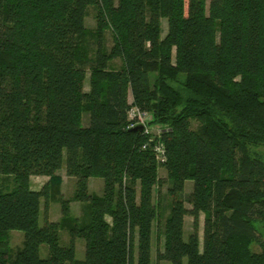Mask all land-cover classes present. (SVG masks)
Instances as JSON below:
<instances>
[{"label": "trees", "instance_id": "trees-1", "mask_svg": "<svg viewBox=\"0 0 264 264\" xmlns=\"http://www.w3.org/2000/svg\"><path fill=\"white\" fill-rule=\"evenodd\" d=\"M131 104L166 126L163 163L127 127ZM62 165L76 179L72 198L60 196V219L39 225ZM33 175L48 180L34 189ZM91 177L101 194L88 190ZM71 200L85 203L84 220ZM165 210L156 262L264 264V245L252 250L264 220V0H0V264H152ZM13 229L24 235L15 250Z\"/></svg>", "mask_w": 264, "mask_h": 264}, {"label": "rangeland", "instance_id": "rangeland-1", "mask_svg": "<svg viewBox=\"0 0 264 264\" xmlns=\"http://www.w3.org/2000/svg\"><path fill=\"white\" fill-rule=\"evenodd\" d=\"M94 13L95 9L92 6H89L87 8V13L85 17V26L88 27L89 29H94L95 27V18H94ZM166 32V21L165 19H161V36L163 37ZM113 43V37L112 33L109 29H106L105 32L103 33V47H105L107 50L112 46ZM113 64L118 67L120 64V59L116 58L113 60ZM88 74L89 72L87 71L86 73V79L84 81V90H88ZM128 102H132V97L131 94H128ZM128 118V115H127ZM128 120V119H127ZM86 123V122H84ZM152 131L155 133V128L157 126H160L161 128H166L164 125L152 123ZM55 174L59 175L60 177V183L58 186L59 193L56 194L54 198L48 197L47 199V207L44 209V202L41 201V212L38 217V224L42 225L44 223L45 217L48 218V220L51 221H56L57 219H60L62 212H61V205L60 202L57 200L60 196L63 199H71L72 194L75 188V182L76 179L73 176H69L66 174L65 168L62 165L59 169L55 171ZM158 175L161 179H165V170L163 168L158 169ZM48 180V176L46 175H33L31 176V188H38L40 187L45 180ZM89 180V179H88ZM102 181L100 177H95L91 180L89 183L88 181V190L90 192H94L96 194H101L102 192V186L101 183L99 182ZM157 188V190H160V196H159V203L161 207H164V205L167 203L168 199L166 197V189L168 187V182L166 180L163 181V183ZM192 187V181H187L185 183V188L184 192L187 193L190 191ZM156 198V195H154V199ZM187 207L190 205L185 203ZM69 213L73 217H77L78 220H84L87 216L86 208H85V203L84 202H79L76 200H71L69 202ZM167 210L163 212V215L161 216V221L159 228L156 226L155 222L153 223V232H152V237H151V261L152 264H163L162 262H155L156 261V250L159 249L161 245V241L163 240L162 237V225H163V219L164 216L166 215ZM108 218V217H106ZM192 216L190 215H185L184 216V224H183V238L186 239L188 236V233L191 232L192 230ZM198 236L200 241L202 240V227H203V214L200 213L198 217ZM256 229H257V241L252 244V250L254 252H259L262 249V245H264V220L261 222H256ZM158 228V229H157ZM159 230V231H157ZM161 230V232H160ZM23 232L21 230L13 229L9 230L7 234L9 246L11 247L12 250H15L17 247H19L22 244L23 241ZM77 241L81 245V241L84 242V239L78 238ZM60 242L62 244H68L69 243V235L65 230L60 231ZM39 254L41 257H45L47 254V246L45 244H41L39 247ZM83 256V252L77 250L75 251V257L76 258H81ZM166 264H170L168 261H165ZM185 264V261L183 262Z\"/></svg>", "mask_w": 264, "mask_h": 264}, {"label": "built area", "instance_id": "built-area-1", "mask_svg": "<svg viewBox=\"0 0 264 264\" xmlns=\"http://www.w3.org/2000/svg\"><path fill=\"white\" fill-rule=\"evenodd\" d=\"M128 115V128H135L137 126H141V130L143 134L147 136V140L142 145V148H147L150 145V149L155 156V159L158 163H163L166 159V149L165 144L161 141V132L166 128H161L157 126L155 128V133L152 131V123H151V114L146 110L139 109L136 105L131 104L129 109L127 110Z\"/></svg>", "mask_w": 264, "mask_h": 264}, {"label": "crops", "instance_id": "crops-1", "mask_svg": "<svg viewBox=\"0 0 264 264\" xmlns=\"http://www.w3.org/2000/svg\"><path fill=\"white\" fill-rule=\"evenodd\" d=\"M93 178H95V177H91V178H89V180H88L89 183L91 182V180H92ZM46 181H47V179H46L44 182H46ZM44 182H43V183H44ZM99 182H102V181H99ZM41 186H42V185H41ZM41 186H40V187H41ZM101 186H102V183H101ZM40 187H38V188H36V189H39ZM106 219H107L108 221L110 220L109 218H106ZM57 220H59V219H57ZM57 220H56V221H57ZM77 239H78V238H76L75 241H74V242H75V251L79 250V251L83 252V256H82L81 258H78V259H83L84 256H85V241H84V242L81 241V245H79V244H80V243H79L80 241L78 242ZM81 239H83V238H81ZM199 243H200V245H201V241H200V239H199ZM159 249H160V250L162 249V241H161V245H160ZM155 262H156V261H155ZM158 262H159V261H158ZM160 262H162L163 264H166V263H165V260H161Z\"/></svg>", "mask_w": 264, "mask_h": 264}, {"label": "water", "instance_id": "water-1", "mask_svg": "<svg viewBox=\"0 0 264 264\" xmlns=\"http://www.w3.org/2000/svg\"><path fill=\"white\" fill-rule=\"evenodd\" d=\"M135 128L141 130L142 127H141V126H137V127H135Z\"/></svg>", "mask_w": 264, "mask_h": 264}]
</instances>
